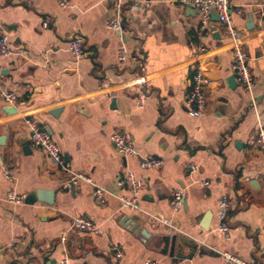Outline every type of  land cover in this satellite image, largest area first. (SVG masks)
Returning <instances> with one entry per match:
<instances>
[{
	"label": "crops",
	"instance_id": "0c3cea01",
	"mask_svg": "<svg viewBox=\"0 0 264 264\" xmlns=\"http://www.w3.org/2000/svg\"><path fill=\"white\" fill-rule=\"evenodd\" d=\"M231 6L230 24L241 34L254 80L255 112L235 82L231 40L215 11L199 35L197 13L178 0H70L68 8L56 0H0V38L9 48L0 80L23 102L0 99V264H226L221 253L264 264V157L256 145L257 117L264 125V0ZM114 20L123 34L106 27ZM75 36L83 39L79 59L66 46ZM198 68L211 83L205 112L195 118L185 100ZM24 118L38 121L71 171L107 191L104 204L88 183L62 188L66 176L30 145ZM113 131L162 166L143 170L136 158H122L109 141ZM126 171L143 180L139 205L148 216L121 206L128 190L118 183ZM37 190L50 192L52 203L5 201L9 191L25 197ZM175 190L183 193L177 212L169 205ZM223 197L231 204L223 220L229 240L217 229ZM156 215L175 231L149 217ZM78 217L101 235L73 229ZM172 236L174 253L189 258L170 257V239L162 253Z\"/></svg>",
	"mask_w": 264,
	"mask_h": 264
},
{
	"label": "built area",
	"instance_id": "2783aa9c",
	"mask_svg": "<svg viewBox=\"0 0 264 264\" xmlns=\"http://www.w3.org/2000/svg\"><path fill=\"white\" fill-rule=\"evenodd\" d=\"M60 8H68L70 0H56ZM179 4L195 10L198 15V33L201 35L205 32L207 25L210 23L211 12L215 11L218 15V21L225 26V31L228 38L231 40V55L232 65L231 70L235 82L240 86L243 91L248 95L250 105L255 112V99L253 96L254 80L252 73L247 65V53L240 42L241 34L238 30L233 28L230 24V14L232 10L231 0H178ZM106 27L110 30H114L119 34L124 33L119 21L106 22ZM46 24H43L45 27ZM83 39L79 36L70 38L66 42V46L70 54L79 59L82 55ZM263 57H264V39H263ZM204 47L199 46L198 52L203 53ZM9 54V48L5 38H0V58L6 57ZM127 58V50L121 48L117 53L118 62H124ZM211 81L198 68L191 79V85L189 92L186 96L185 105L188 108V112L191 116L199 118L206 109V95L205 89L209 87ZM113 95H109L108 98H113ZM0 99L9 106L23 105V102L18 100V96L15 92L7 89L0 80ZM143 95L138 96L136 103L139 107L143 105ZM23 125L27 129L29 136V143L32 147L39 148L43 151L50 162L55 164L57 168L66 176L62 182L63 189H69L80 182L88 183L93 188L94 199L98 204L105 203V196L107 191L100 186L92 183L91 179L83 173H76L71 171L67 166L58 145L52 139V137L43 130L37 120L34 118H24L22 120ZM257 130H256V145L261 154L264 157V125L259 121L257 117ZM111 145L115 148L116 152L124 159L136 158L139 163V167L143 170L158 169L162 166V161L157 158H143L140 157L135 150L129 139L120 131H113L109 136ZM192 170H196V167L191 166ZM208 184L202 183L203 187ZM118 186L126 187L128 190V196L119 198L121 206L127 210L132 211L138 215H147L144 213L139 205L140 196L144 189L143 180L137 178L131 171H126L122 180L118 183ZM24 196L19 195L14 191H9L5 201L9 205H19L24 202ZM183 193L181 190H175L171 195L169 202L170 209L173 212H177L182 204ZM231 204L226 197H223L219 203V209L217 212L218 232L222 234L225 240H229V229L223 223V220L230 210ZM154 222L165 226L166 228L175 231V228L170 220L162 216H149ZM72 228L79 232L89 233L93 235H101V231L98 226L88 218H74L72 220ZM117 259L123 256V251L117 247L110 248ZM221 258L226 264H248L238 257L230 253H221ZM60 264H69L66 259L62 260ZM145 264H151L146 262ZM176 264H180L177 262Z\"/></svg>",
	"mask_w": 264,
	"mask_h": 264
},
{
	"label": "water",
	"instance_id": "95a60500",
	"mask_svg": "<svg viewBox=\"0 0 264 264\" xmlns=\"http://www.w3.org/2000/svg\"><path fill=\"white\" fill-rule=\"evenodd\" d=\"M217 20H218V15H217ZM229 82L230 83H232V82L234 83L233 79L231 81L229 80ZM1 141H2V139H0V142ZM51 197H52V194L50 192H46V191H43V190H37V191L31 192L27 196H25L24 203L30 205V204H33V203L39 201V202H43V203H46V204H50V203H52L51 202ZM169 239H170V242H171V247H170V250H169V256L170 257H173V256H175L176 258H189L190 257V255L185 256V255L180 254L179 251H176L174 253V242H175V237L174 236H172L171 238L166 237L164 239V248L162 250L163 254H166V244H167Z\"/></svg>",
	"mask_w": 264,
	"mask_h": 264
}]
</instances>
